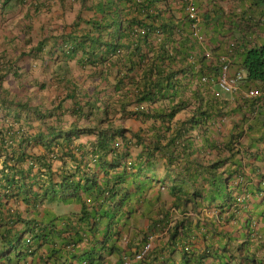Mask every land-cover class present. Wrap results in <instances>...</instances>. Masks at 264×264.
<instances>
[{"label": "trees", "instance_id": "trees-1", "mask_svg": "<svg viewBox=\"0 0 264 264\" xmlns=\"http://www.w3.org/2000/svg\"><path fill=\"white\" fill-rule=\"evenodd\" d=\"M11 1L0 0V9ZM163 1L107 0L105 6H111L108 13L114 19L106 26L95 27L92 35L75 22L74 29L64 34L63 48L59 50L65 61L80 55L77 64L91 70V78L114 81L109 85H113V93L107 98L93 95L84 101L78 94L81 86L77 79L67 81L56 75L53 79L61 88L73 91L56 98L46 111H39L53 121L50 125L42 122V129L32 136L23 124L38 115L39 105L20 96L10 98L9 90L0 94L6 113L20 124L18 129L15 124L0 128V134L6 133L7 143L17 136L22 138L18 143L21 145L32 136L34 143L44 148L38 155L17 154L5 148L4 142L0 191L7 198H18L33 206L44 203L46 198L52 201L57 196L67 200L64 198L68 194L78 198L84 195L81 210L62 218V224L57 217L45 222L35 216L26 218L21 213H10V224L4 232L0 231L4 247L0 258L6 250L11 252L3 255L7 263L48 246L73 247L84 240L83 234H89L97 237L106 254L121 241L126 248L120 264L125 259L133 261L132 264H144L156 253L153 251L157 241H165L162 252L179 254L180 259L174 264H264L263 238L244 234L247 239L238 242L243 237L241 230L225 232L216 224L223 222L217 217L227 211L230 214L224 222L236 218L243 212L245 202L261 195L263 190L254 185L250 173L262 169L264 140L255 137L256 123L252 120L245 127L249 122L247 107L254 111L255 103L250 105L237 92L220 97L211 91L195 92L189 97L183 89V95L178 97L179 75L196 73L197 84L201 86L202 78L213 76L212 69L217 65H209L202 54L196 64L187 63L188 46L196 44L191 37L193 32L182 37V50L176 46L174 53H170L175 32H184L189 23L175 24L172 18L165 21ZM262 4L264 0H254L253 5ZM160 31L165 33L162 38L155 36ZM47 46L43 39L35 50ZM47 52L54 57L56 50L49 47ZM135 57L139 58L138 63ZM145 59H151L149 67L139 73L137 64ZM2 64L0 70L6 73L0 76L1 84L8 74L20 78L17 60L8 58ZM242 64L249 80L264 82V43L249 48ZM68 100L71 102L67 105ZM167 101L168 105L164 103ZM189 107L188 118L176 124V115ZM126 119L140 121L142 126L127 127ZM228 126L231 129L227 132ZM81 134L96 138L87 146L78 144L76 139ZM26 159L27 168L22 166ZM58 161L60 165L56 166ZM43 185L47 187L43 189ZM142 203L148 205V211ZM206 211L216 217L209 218ZM136 213L146 216L147 224L134 225L124 233L126 220ZM15 223L25 225L24 234L12 229ZM100 232L102 239L98 238ZM236 233L240 235L235 236ZM136 240L138 244L134 243ZM149 243L152 247L143 258L135 260ZM237 249H243L244 253L237 256Z\"/></svg>", "mask_w": 264, "mask_h": 264}, {"label": "crops", "instance_id": "crops-1", "mask_svg": "<svg viewBox=\"0 0 264 264\" xmlns=\"http://www.w3.org/2000/svg\"><path fill=\"white\" fill-rule=\"evenodd\" d=\"M106 2L107 0H12L0 9V68L1 65H3L2 63L8 58L14 61L17 60L21 67L20 78L15 79L12 74H8L4 77V81H2V84L0 83V94L9 90L11 94L10 98L14 95L17 97L20 96L24 101L29 100L33 105H39L37 111L38 115L33 116L34 118L31 121H27L23 124L24 129L29 135L31 134L33 136V134L37 133L41 128L40 125L42 122L46 125H50L53 121L51 117L40 115L39 111H46L51 107L52 102H54L56 98H61V96L64 97L67 91H73L72 89L61 88V84L59 82L56 83L53 79L56 75H59V79L61 78L67 81L70 79H77L79 81L78 85L81 86L78 94L81 95V98L83 97V99H85L84 101H87L90 99V96L93 95H95V97L99 96L100 99H102V97L107 98L113 93V85L109 86L114 82L112 79L111 82L108 83L106 81L101 82L99 78H91V70L77 64L80 55L74 60L65 61V55L59 50L63 48L61 43L64 34L70 33L72 29H74L73 24L75 25V22L79 23L80 28H87L93 35V31L97 29H94L95 27L100 25L106 26L114 19V17L108 13L111 6H105ZM43 39H46L48 43L47 48L40 51L35 50L39 41ZM117 41L122 45L125 44L122 39H118ZM259 41H264V34H262ZM49 47L55 48L56 53L54 57L48 54L47 50ZM23 52H26V55H23ZM150 61L151 59H145L144 63L140 65L137 64L139 73H143L149 67ZM135 62H139L138 57H135ZM56 69H59L60 73L55 72ZM4 73H6L5 70H0V76ZM194 75L197 76L198 74L194 73ZM195 76L189 77L186 74L179 75L178 87L180 95L178 97L183 95V89L187 90L184 92V95L189 97L193 96L195 92L200 94L207 93L206 90H203V87L197 84ZM70 102L71 101L68 100L66 104L68 105ZM164 103L168 105V101ZM190 110L189 107L187 110L180 111L175 117L176 124L186 120L190 115ZM66 118L72 123V118L70 116ZM15 120L16 119L11 115L6 113L3 104L0 102V128H2L3 125L7 126L10 124H15L17 129L20 128V124ZM20 120L24 121L23 119ZM253 123H256L254 132L255 137H260L264 140V119L257 117ZM59 124H61V122ZM81 124L84 125L85 123L81 122ZM124 124L127 127H133L135 129H139L142 126V123L135 119H126L124 120ZM144 126L147 128V125ZM59 127L60 125H58L57 128ZM230 129L231 127L228 126L226 128L227 132L230 131ZM32 136L19 145V141L22 140L21 137L16 136L14 139L15 141H9L7 143L6 133L0 134V168L1 161L5 155V149L4 151L2 149L4 142L6 143L4 146L5 148L8 147L11 152L17 154L27 152L29 154L38 155L40 152H44L43 146L35 144L33 141L34 138H31ZM214 136L216 137V132ZM95 138V135L81 134V136L76 139V143L87 146ZM77 155L78 153L76 156ZM206 157L209 159L210 155L207 154ZM27 159L22 164V166L26 168L28 167ZM71 163L72 162L69 161V165H71ZM55 164L59 166L60 161ZM160 167H162V162ZM35 173L36 168L33 171V174ZM247 173L249 172L247 171ZM250 175V177L254 179V185L263 189L261 195L254 198L252 197V199L245 202L243 212L238 214L236 218L224 222L229 213V211H227L223 213L222 216L217 217L218 220H223V222H216L219 226V230L225 232L227 230L231 232L241 230L240 233H243V237L240 236L241 238L238 242H243L247 239V237H244V234H248V237H261L264 239V218L262 215L264 214V164L262 169L256 173H250ZM249 186L253 185L250 183ZM46 187L47 186L43 185V189ZM131 191L132 190H130V192ZM152 191L153 190H151V192ZM154 195L153 192L152 197ZM166 196L171 199L170 195ZM82 198H84V195H82ZM82 198L68 194L67 197L64 198L67 200H63L56 196L52 201L46 198L44 203L39 204L38 202L36 206H33L18 198H7L6 193L1 190L0 231L4 232V230H6L10 224H8L11 216L10 213L13 212L21 213V215L26 218L35 216L45 222L57 217V222L62 224V218L81 210ZM147 206L146 204L142 206L145 207V211L149 210ZM206 215L209 216V218L216 217L209 211H206ZM146 218V216L142 217L141 213H136L132 218L126 220L123 232L128 233V229L134 227V225L142 227V224H147L148 219ZM12 229L14 231L16 230L17 233L22 232V234H24L25 225L15 223L12 225ZM71 230L70 228L69 232H71ZM79 232H81L80 229ZM67 233L68 232L64 235H67ZM240 233H236L235 236H239ZM88 235L83 234L84 240L73 247L60 248L59 245H57L55 249L53 246L40 248L33 255H23L14 258L10 264H120V257L122 253H125L124 250L126 248L121 241L116 242L115 247L106 254L107 252H103L105 251L104 247L97 241V237ZM98 238L102 239L101 232L98 234ZM113 241L111 243H113ZM136 242L138 244L137 240L134 243ZM157 242L156 244L154 243L153 251L156 253H152V259H149L144 264H174L175 261H179V254L169 255L166 251L162 252L165 241H163V243L162 241ZM130 246H133L132 243ZM3 248L4 247H2L0 243V250H3ZM132 248L135 249L134 247ZM58 249H62L60 253H56ZM86 252L94 253L95 256L90 260L84 259L82 261ZM128 252L130 253L131 251ZM4 253L1 255L0 264H9L3 258V255L5 256L11 252L7 253L6 250ZM241 253H244V250L237 249V256ZM135 264L140 263L136 262Z\"/></svg>", "mask_w": 264, "mask_h": 264}, {"label": "clouds", "instance_id": "clouds-1", "mask_svg": "<svg viewBox=\"0 0 264 264\" xmlns=\"http://www.w3.org/2000/svg\"><path fill=\"white\" fill-rule=\"evenodd\" d=\"M253 4L254 0H164L161 3L165 21L172 18L175 24L189 23L184 32H175L170 53H174L176 46L182 50V37L193 32L191 37L196 44L188 46L187 63L196 64L197 57L202 54L209 65H217L212 69L213 76L202 78V89L207 93L214 92L218 97L237 92L250 105L255 103L254 111L251 106L247 107L249 122L245 127L249 126L250 120L253 122L260 115L263 118L264 113V82L249 80L246 69L242 67L246 51L264 43L259 41L264 34V4ZM164 34L160 31L155 36L162 38ZM223 81L232 84L231 91L221 87L220 82ZM254 90L260 95L249 96Z\"/></svg>", "mask_w": 264, "mask_h": 264}, {"label": "built area", "instance_id": "built-area-1", "mask_svg": "<svg viewBox=\"0 0 264 264\" xmlns=\"http://www.w3.org/2000/svg\"><path fill=\"white\" fill-rule=\"evenodd\" d=\"M220 85H221V87H222L225 91H231V90H232V84H231V83H228V82H226V81H223V82H220ZM259 95H260V93H259V91H257V90L251 91V92L249 93V96H251V97H257V96H259ZM151 247H152V244L149 243V244L146 246V248H145V250L143 251V253L141 252V253H139V254H137V255L135 256V260L142 259L143 256H144V254H145V252H146L149 248H151ZM132 263H133V261H131V260H129V259H125V261L123 262V264H132Z\"/></svg>", "mask_w": 264, "mask_h": 264}, {"label": "rangeland", "instance_id": "rangeland-1", "mask_svg": "<svg viewBox=\"0 0 264 264\" xmlns=\"http://www.w3.org/2000/svg\"><path fill=\"white\" fill-rule=\"evenodd\" d=\"M93 256H95L94 253H90V252H86L82 258V261L85 260H90L91 258H93Z\"/></svg>", "mask_w": 264, "mask_h": 264}]
</instances>
